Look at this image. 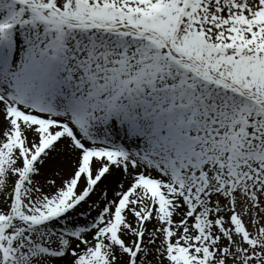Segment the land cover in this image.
<instances>
[{
  "label": "snow or ice",
  "instance_id": "obj_1",
  "mask_svg": "<svg viewBox=\"0 0 264 264\" xmlns=\"http://www.w3.org/2000/svg\"><path fill=\"white\" fill-rule=\"evenodd\" d=\"M0 264H264V0H0Z\"/></svg>",
  "mask_w": 264,
  "mask_h": 264
}]
</instances>
